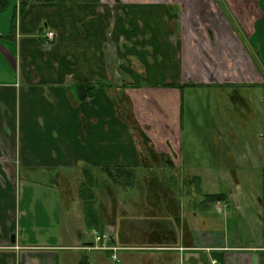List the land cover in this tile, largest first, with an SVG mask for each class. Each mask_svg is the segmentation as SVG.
Segmentation results:
<instances>
[{
	"label": "crops",
	"instance_id": "1",
	"mask_svg": "<svg viewBox=\"0 0 264 264\" xmlns=\"http://www.w3.org/2000/svg\"><path fill=\"white\" fill-rule=\"evenodd\" d=\"M179 1L187 12L200 6L201 20L184 36L189 50L199 47L190 59L170 20L175 0L10 1L3 13L12 11L14 28L0 29V264H110L108 252L89 249L96 230L128 248L117 264H264V181L236 204L248 214V245L227 246L210 238L216 227L206 213L193 215L184 202L182 210L175 197L149 198L160 182L140 175L183 166L159 134L176 126V91L165 87L184 82L189 66L216 86L258 87L255 101L264 104V0H220L243 30L216 2ZM207 47L223 70L208 67ZM79 83L95 85L94 96L80 100ZM165 105L166 124L158 112ZM115 170L136 179L117 181L105 203L112 186L102 176Z\"/></svg>",
	"mask_w": 264,
	"mask_h": 264
},
{
	"label": "rangeland",
	"instance_id": "2",
	"mask_svg": "<svg viewBox=\"0 0 264 264\" xmlns=\"http://www.w3.org/2000/svg\"><path fill=\"white\" fill-rule=\"evenodd\" d=\"M211 1L217 3L218 7H216V10L219 15L222 14L223 9L220 8L221 1ZM180 3L179 0L173 2L170 20L175 21L177 36L179 33L182 34L186 50L191 51L190 55L187 56L190 59L194 55L197 57L199 47L197 46V51L193 49L195 46H192L189 50V42L186 41L184 36L189 33V25L193 20L196 19L197 22L201 20V15H199L200 6L196 5V10L189 9L187 12L186 8H183L184 6H181ZM224 11L225 14L223 12V16L227 23L236 30H243L242 23L237 21L226 10ZM8 12L10 13L9 16L5 12L0 17L3 25L0 24V29L4 33L12 32L14 28V14L10 10ZM207 12L209 13V17L214 13H210L208 9ZM240 15L244 17L243 14ZM190 16L191 20L189 19ZM198 29H202L203 31L204 27L199 26ZM191 30H194L193 26H191ZM201 35L205 34L202 33ZM239 35L241 38L240 43L244 45V48H248L247 41L242 38L240 32ZM178 38L179 36L177 40ZM233 48L235 47L231 45L228 50L230 56L234 53L231 51ZM221 49L226 53L223 46H221ZM207 51L209 55L208 67L217 63L216 68L218 70L222 68L223 70V67H226L225 61L219 60L215 62L211 47H207ZM243 54L245 55L246 53L241 50L238 55L241 61H243ZM176 61L178 65L181 61L180 54L176 55ZM193 62L199 64V59H192V64ZM248 66L246 61H243V66H239L240 69L244 67L242 68L244 69L242 72L245 77ZM189 71L190 73L186 72L188 77H183L184 82L180 83L181 86L179 88L165 87L176 91L174 98V101H176V126L173 129L174 132L170 131L174 138L171 139L170 133L162 132L159 134L160 138L171 139L169 142L172 149L171 162L179 164L181 161L183 166L182 168L172 167L169 169L165 167L159 169L153 167L151 174L156 176L157 182H162L152 185L157 195H153V188H150L148 197L157 200H162V198L168 199L164 197L163 191L168 192L170 190L175 198H177L182 210H184L185 206V209L187 211L191 210L193 215L200 211L204 214L206 213L209 221L208 228L212 230L213 227H216V229L211 231L212 237L210 238L212 240L218 236L217 240L223 241L227 246L248 245V214L246 215L243 212L244 204L239 206L236 204L239 203V197L242 199L246 198L251 187L264 181V108L261 107L264 104L255 101V97L259 94L258 87L256 90L251 89L248 85H231L221 88L219 87L220 85L216 86L217 84L215 83H208L212 79L209 74L207 75L191 66H189ZM177 76L176 78H178ZM213 78L217 80L218 77L215 76ZM240 78L242 79L241 76ZM192 84L195 85L193 86ZM169 93L171 92L169 91ZM181 105L183 106L182 109H180ZM166 109L165 105L158 111L160 119L165 120V124L167 123ZM160 124L162 123L160 122ZM161 148L164 147L161 146ZM160 169L166 171L163 173L162 171H158ZM111 174L115 173L112 172ZM145 174L146 172L143 171V175ZM104 176L107 179V184L111 182L112 186L110 190L105 189L104 191L106 196L105 203H107L110 196L117 194L118 185L116 184L117 180L114 179L116 177H111L109 174H103L102 177ZM124 176L125 178L127 177L126 175ZM194 176L199 177L200 180H195V183L192 184L186 181ZM125 178L120 179V181H128ZM167 181L178 182L179 184L163 183ZM181 182H185L182 183V188L180 187ZM177 185H179V190L177 189ZM252 190L256 189L252 188ZM184 192H186L185 195H183ZM221 192L228 194L229 199L227 202L216 203L210 210L201 209L200 205L206 193ZM182 202H184V206ZM101 207L103 206L101 205ZM217 208H221L222 211L219 212ZM158 210L161 215H164L166 213V206L160 205ZM199 214L203 219L206 218L201 212ZM245 217H247L246 220ZM170 221L171 223L173 222L172 217H170ZM91 238L94 240L95 236L92 235ZM210 238L207 239L208 242ZM108 256L110 264H117L112 261L110 254Z\"/></svg>",
	"mask_w": 264,
	"mask_h": 264
},
{
	"label": "trees",
	"instance_id": "3",
	"mask_svg": "<svg viewBox=\"0 0 264 264\" xmlns=\"http://www.w3.org/2000/svg\"><path fill=\"white\" fill-rule=\"evenodd\" d=\"M10 1L11 0H0V14L5 12L7 10V8L9 7L10 5ZM193 86L195 84H192ZM233 84L231 83H225L223 85H220L219 87L221 88H224V87H227V86H231ZM181 86V84H172V85H169L168 87H176V88H179ZM96 92V86L93 85V84H88V83H79L78 86H77V96L80 100H87L91 97L94 96ZM183 106L181 105L180 106V109H182ZM113 173L115 174H111V177H116L114 179H116L117 181H120V179H124L125 178V174L127 176V178L125 180H128V181H131V180H135V173L134 171H126V172H119V170H115L113 171ZM195 180H200L199 177L197 176H194V177H191L188 179V182L190 184L192 183H195L194 181ZM187 181V180H186ZM86 193V191L83 189L82 193ZM229 199V196L228 194L226 193H206V195L203 197V201L201 203V209H209L216 203H224V202H227V200ZM207 212V211H205ZM114 243H118L116 242V240L114 239L113 240ZM110 254V256H112V252H108ZM221 259V258H220Z\"/></svg>",
	"mask_w": 264,
	"mask_h": 264
},
{
	"label": "built area",
	"instance_id": "4",
	"mask_svg": "<svg viewBox=\"0 0 264 264\" xmlns=\"http://www.w3.org/2000/svg\"><path fill=\"white\" fill-rule=\"evenodd\" d=\"M46 37L49 41L54 40L55 33L48 32ZM219 212H221V208H217ZM93 235L95 236L94 245L91 246L89 249L104 251V252H112V260L115 263L120 262L119 253L123 250H127L126 247H121L119 244L114 243L112 236L109 233L94 231ZM212 264H219L217 261H212Z\"/></svg>",
	"mask_w": 264,
	"mask_h": 264
},
{
	"label": "flooded vegetation",
	"instance_id": "5",
	"mask_svg": "<svg viewBox=\"0 0 264 264\" xmlns=\"http://www.w3.org/2000/svg\"><path fill=\"white\" fill-rule=\"evenodd\" d=\"M134 121H136V120H134ZM133 123H136L137 124V121L136 122H133ZM138 128H139V126H138ZM170 131L171 130H169V131H167L166 133L168 134V133H170ZM170 135H171V139H173L174 138V136L170 133ZM170 138H169V141L171 140ZM166 148V147H165ZM169 148V149H168ZM168 148H167V150L169 151V153L171 152V146L169 145L168 146ZM164 156H166V154H161V159H162V157H164ZM172 157V156H171ZM172 168V167H171ZM152 172H149V173H146L145 175H143V172H142V176H143V179H150V180H154V181H156V176L154 175H152L151 174ZM163 173H164V171H163ZM185 173V172H184ZM126 175V174H125ZM127 178V177H126ZM125 178V179H126ZM136 179V178H135ZM141 179H142V177H141ZM125 181V180H124ZM159 181V180H158ZM188 181V180H187ZM162 181H160V183H161ZM186 182V181H185ZM185 182H181V183H185ZM163 183H171V184H179L178 182H170V181H167V182H163ZM161 188H164V187H161ZM177 189L179 190V185H177ZM153 191H154V195L156 194L157 195V192L153 189ZM163 195H164V197L165 198H172V197H175L174 196V194L169 190L168 192H164L163 191ZM180 195L183 197V195L180 193Z\"/></svg>",
	"mask_w": 264,
	"mask_h": 264
}]
</instances>
